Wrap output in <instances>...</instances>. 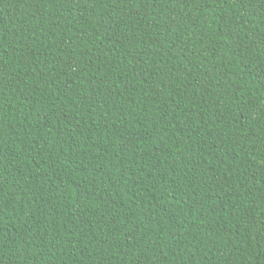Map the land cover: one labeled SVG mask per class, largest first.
I'll return each mask as SVG.
<instances>
[{
    "label": "trees",
    "instance_id": "obj_1",
    "mask_svg": "<svg viewBox=\"0 0 264 264\" xmlns=\"http://www.w3.org/2000/svg\"><path fill=\"white\" fill-rule=\"evenodd\" d=\"M0 264H264V0H0Z\"/></svg>",
    "mask_w": 264,
    "mask_h": 264
}]
</instances>
